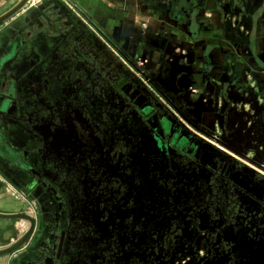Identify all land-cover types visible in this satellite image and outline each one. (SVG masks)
Returning <instances> with one entry per match:
<instances>
[{"label":"flooded vegetation","instance_id":"obj_1","mask_svg":"<svg viewBox=\"0 0 264 264\" xmlns=\"http://www.w3.org/2000/svg\"><path fill=\"white\" fill-rule=\"evenodd\" d=\"M104 38L114 55L111 62L108 64L95 58L90 60V65L104 72L111 86L123 96L127 105L123 110L134 112L138 120L147 125L146 130L152 139H148V149L131 158L122 152H113L110 177L108 173L99 176L104 166L94 173L96 163L84 162L89 168L87 193L92 209L86 229L88 234L100 237L112 232L114 236L117 225L123 220L127 223L122 229L126 240L117 241L120 248H125L121 255L134 243L130 240L134 232L136 237L147 234L153 239L151 245L144 247V264H149L147 248L150 246H154L152 255L157 260L153 264H161L172 256L180 257L185 253L189 264H264V131L258 125L263 105L255 96L249 94L246 97L228 89L218 100L216 121L208 126L202 120L203 112L210 109L206 93H199L193 83L178 87L176 69L171 67H166L167 82L159 83L147 71V57L135 58L108 35L104 34ZM165 47L164 42L157 44L164 61L169 65L176 63V48L165 52ZM135 68L141 76L135 73ZM252 82L255 87V80ZM50 83L47 78L46 84ZM178 88L197 95V103L193 98L180 102L176 98ZM94 91L92 85L89 91L92 96ZM34 109L30 108V113L35 114ZM25 113L29 112L23 109L17 116ZM179 126L192 135L188 137L181 133ZM238 138L242 140L240 143ZM200 143L204 145L200 146ZM254 145L258 146L257 150ZM178 157H184L188 171L192 168L190 177L185 173L167 175L170 169H176L173 164L180 163ZM8 158L14 160V178L18 184L22 186L23 178L29 181L27 190L34 194L30 196L36 219L45 229L42 236L46 248L44 256L32 264H61L69 254L63 251L67 242L64 233L69 231L62 225L65 196L41 178L40 171L23 152L14 149V155ZM152 173H155L154 179L149 177ZM43 191L56 202L51 213L53 223L46 221L48 212L40 204V201L43 203L40 200ZM176 222H188L194 232L198 228L204 229L196 241L204 240L209 247L210 243L218 242L220 251L200 256L193 247L185 248L176 239ZM159 254L161 256L155 258ZM134 256L130 254V259Z\"/></svg>","mask_w":264,"mask_h":264},{"label":"crops","instance_id":"obj_2","mask_svg":"<svg viewBox=\"0 0 264 264\" xmlns=\"http://www.w3.org/2000/svg\"><path fill=\"white\" fill-rule=\"evenodd\" d=\"M16 1L0 0V13ZM103 33L129 55L147 57V71L159 83L167 82L166 67H171L178 87L193 83L206 93L211 110L202 120L208 126L216 121L218 100L228 89L255 96L264 107V0H29L0 23V212L28 210L35 226L22 246L0 254V264H32L46 249L29 181L23 178L20 186L14 178V160L8 158L14 147L5 120L13 109L14 115L21 113L23 84L36 72L44 79L52 67L68 61L75 68L95 58L109 64L113 54ZM159 42L165 52L176 48V63L164 61ZM179 90L180 102L193 98L197 103V95ZM258 125L264 131V109ZM25 228L21 219L0 217V247Z\"/></svg>","mask_w":264,"mask_h":264},{"label":"rangeland","instance_id":"obj_3","mask_svg":"<svg viewBox=\"0 0 264 264\" xmlns=\"http://www.w3.org/2000/svg\"><path fill=\"white\" fill-rule=\"evenodd\" d=\"M90 63V60L83 61L81 68H75L73 62L68 61L65 67H52L48 74L50 85L46 84L47 77L43 79L41 71L36 72L34 80L31 81L29 77V82L23 84L25 99L19 103V107H22L20 111L23 112L24 109L29 113L17 116L13 109L8 115L5 120L10 129L8 140L14 149L23 152L26 159L40 171L42 179L65 196L66 211L62 225L69 231L64 233L67 242L63 251L69 254L68 258L61 260V264H144V247L151 245L153 241L147 234L136 237L134 232L130 236L134 243L121 255L125 248H120L117 241L126 240L122 229L126 228L127 223L123 220L117 225L114 236L110 232L96 237L88 234L86 230L92 209L87 193L89 168L84 162L90 160V163H96L94 173L100 166H104L99 176L103 177L108 173L107 176L110 177V156L113 152H122L131 158L132 155H139L142 150L148 149L146 144L149 143L148 139H152L146 130L147 125L144 126L134 112L123 110L127 105L125 106L118 89L111 86L99 67H93ZM92 85L95 87L94 96L89 92ZM33 107L35 114L30 113V108ZM180 131L188 137L192 135L183 127H180ZM177 160L180 163L173 164L176 169H170L167 175L185 173L190 177L193 170L186 169L184 157H178ZM149 177L154 179L155 173ZM30 194L34 195L31 192ZM42 194L40 200L43 203L39 201L48 212L46 221L53 223L51 213L55 210L56 202L45 191ZM58 226L60 228V224ZM197 230L194 232L188 222H176V239L185 248L193 247L200 256H205L207 252L220 251L218 242L210 243L209 247L204 240L196 241L195 238L205 231L200 228ZM126 236L128 237L127 234ZM152 248H147L149 264L157 261L153 258ZM130 254L141 258L136 259L134 256L130 259ZM185 254L180 257H166L170 259L162 261L161 264H175L173 262L176 260L187 264L189 257ZM159 256L161 254L155 258L158 259Z\"/></svg>","mask_w":264,"mask_h":264},{"label":"water","instance_id":"obj_4","mask_svg":"<svg viewBox=\"0 0 264 264\" xmlns=\"http://www.w3.org/2000/svg\"><path fill=\"white\" fill-rule=\"evenodd\" d=\"M28 1L29 0H17L11 7L0 13V23L5 22L13 14H15L21 8L26 6ZM257 148L258 146L254 145V150H257ZM0 217L17 218L23 220L26 223L25 230L14 242L10 243L5 247H0V254H5L10 251L18 249L20 246L23 245V243H25V241L28 239V237L30 236V234L34 229L35 220L33 214L28 210H20L14 212H0Z\"/></svg>","mask_w":264,"mask_h":264},{"label":"built area","instance_id":"obj_5","mask_svg":"<svg viewBox=\"0 0 264 264\" xmlns=\"http://www.w3.org/2000/svg\"><path fill=\"white\" fill-rule=\"evenodd\" d=\"M139 63H140V61H139ZM134 71H135V73L138 75V76H141V73H140V71H138L136 68L135 69H133Z\"/></svg>","mask_w":264,"mask_h":264},{"label":"bare ground","instance_id":"obj_6","mask_svg":"<svg viewBox=\"0 0 264 264\" xmlns=\"http://www.w3.org/2000/svg\"><path fill=\"white\" fill-rule=\"evenodd\" d=\"M255 167V166H254ZM257 168V167H256Z\"/></svg>","mask_w":264,"mask_h":264}]
</instances>
